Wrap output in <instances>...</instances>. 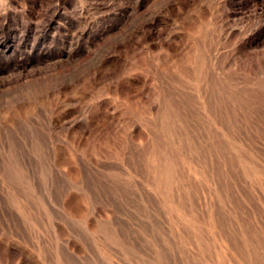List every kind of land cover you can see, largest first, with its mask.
<instances>
[{
	"label": "rangeland",
	"instance_id": "374dc122",
	"mask_svg": "<svg viewBox=\"0 0 264 264\" xmlns=\"http://www.w3.org/2000/svg\"><path fill=\"white\" fill-rule=\"evenodd\" d=\"M263 55L264 0H0V264H247Z\"/></svg>",
	"mask_w": 264,
	"mask_h": 264
},
{
	"label": "bare ground",
	"instance_id": "6f19581e",
	"mask_svg": "<svg viewBox=\"0 0 264 264\" xmlns=\"http://www.w3.org/2000/svg\"><path fill=\"white\" fill-rule=\"evenodd\" d=\"M218 31L221 30V27H219V29H217ZM215 34V33H214ZM246 42V41H245ZM250 43V41H249ZM264 56V55H263ZM264 59V58H263ZM262 59V60H263ZM261 62V61H260ZM262 71V70H261ZM264 72H262L263 74ZM262 76V75H261ZM264 78V76H263ZM250 91H252L253 93H257L260 95L261 99L259 102H250V103H244V104H233L231 105L229 108L232 111V113L236 116H241L243 118L245 117H254L257 115H263L264 116V88H251L249 89ZM226 110V109H225ZM238 118V117H237ZM226 119V118H225ZM224 119V120H225ZM218 123V122H217ZM216 124V122H215ZM217 126V125H216ZM217 131V130H216ZM218 132V131H217ZM244 133V132H243ZM244 138L242 139H247L250 141V145L249 148L251 150H256L258 153H260L261 155H256L257 160L259 161H252L253 164H255L256 166L260 167V172L262 175V180L261 183L259 182V184H254L253 182H251L248 179H244V194L247 198V204H246V224H247V231L249 232H257L259 237H260V247L259 250L257 252H253V255H249V258H247L248 262L247 264H264V144H262L257 138L256 135L253 134H246L244 133ZM259 137V136H258ZM241 139V137H239ZM253 139V140H251ZM232 150V149H231ZM238 158V157H237ZM231 164V163H230ZM238 168V167H237ZM255 169V168H254ZM258 172V170L256 171ZM202 173V172H201ZM207 177V176H206ZM245 177V174H244ZM209 190V189H208ZM213 197V196H212ZM211 202V201H210ZM244 203V202H243ZM212 205V204H211ZM204 206L203 207V211L207 212V203L204 202ZM183 213V212H182ZM210 218L211 220L214 218V210L213 207L211 206L210 209ZM186 216V215H185ZM95 215H91L90 216H86V223L85 224H89L93 221H95ZM188 217V216H187ZM215 219V218H214ZM213 221V220H212ZM215 222V221H214ZM213 222V223H214ZM58 228V229H57ZM55 229L60 230L59 227H57ZM216 229V228H215ZM124 231V230H123ZM173 234V233H172ZM174 235V234H173ZM234 235V234H233ZM135 236V235H134ZM238 236V235H237ZM213 238V237H212ZM224 239V238H223ZM5 241V240H4ZM3 241V242H4ZM220 241V240H219ZM223 242H228V244L230 245L231 242L229 240L224 241L221 240ZM235 240H232V242ZM250 241V240H249ZM2 240H0V257H1V252H6L9 253L10 252V247L9 245L3 244ZM173 242V241H172ZM215 242V240H214ZM213 242V243H214ZM222 242V243H223ZM241 242V241H240ZM73 243V242H72ZM166 243V242H165ZM249 243V242H248ZM253 243V242H252ZM40 244V243H39ZM154 244V243H153ZM239 245V244H238ZM244 245V244H243ZM247 245V244H246ZM14 246V245H13ZM42 246V245H40ZM39 246V253L41 252V247ZM71 248V245H69ZM112 246V245H111ZM109 246V247H111ZM108 247V248H109ZM114 247V246H113ZM167 247V246H166ZM253 247V246H252ZM12 248V247H11ZM38 248V247H37ZM45 248V247H44ZM68 248V247H67ZM69 248V249H70ZM76 244H72V249L76 250ZM36 249V248H35ZM175 249V248H174ZM250 249V248H249ZM43 246H42V253L43 252ZM46 250V248H45ZM164 250L166 251V249L164 248ZM23 251V250H22ZM20 252L18 254L16 263H12L13 261L10 260L9 257L5 258L3 261V264H46V263H50V262H45L43 263L42 260H38L35 257H32L30 254L25 253V252ZM49 252H52L51 250H48ZM77 251V250H76ZM97 251V250H96ZM105 251V250H104ZM125 250L123 249V247H114L110 249L111 254H116V256L121 255L122 257L125 256ZM228 251V250H227ZM13 252V251H12ZM17 252V251H16ZM19 252V251H18ZM47 252V250H46ZM152 249L148 246L145 247L144 253L148 258H152ZM230 252V251H229ZM236 252V251H235ZM31 253V252H30ZM48 253V252H47ZM46 253V254H47ZM56 253V252H54ZM166 253V252H165ZM174 253V252H173ZM170 253V254H166L165 258L163 260V264H177L176 260H175V253ZM199 253V252H198ZM242 253V252H241ZM10 254V253H9ZM53 254V253H52ZM178 254V253H177ZM176 254V256H177ZM38 255V254H37ZM42 255V254H41ZM48 255H50L48 253ZM57 255V254H56ZM59 255V254H58ZM110 255V254H109ZM8 256V254H7ZM51 256V255H50ZM49 256V257H50ZM68 256V255H67ZM15 257V258H16ZM56 257V256H55ZM64 257V255H63ZM109 257V256H108ZM113 257V256H112ZM156 257V256H155ZM182 257V256H181ZM2 258V257H1ZM14 258V259H15ZM51 258V257H50ZM49 258V259H50ZM53 258V257H52ZM65 258V257H64ZM67 258V257H66ZM78 258V257H77ZM221 258V257H220ZM125 259V258H124ZM1 260V259H0ZM181 260V259H180ZM2 261V260H1ZM15 261V260H14ZM44 261V260H43ZM54 261V260H53ZM182 261V260H181ZM60 262V261H59ZM56 258L55 261L52 262V264H58L59 263ZM121 264H136L135 260L132 261H128V260H122ZM69 263V262H68ZM160 263V262H159ZM62 264V262L60 263Z\"/></svg>",
	"mask_w": 264,
	"mask_h": 264
}]
</instances>
